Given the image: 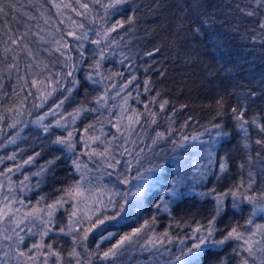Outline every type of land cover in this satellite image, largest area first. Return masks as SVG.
<instances>
[{
  "label": "trees",
  "instance_id": "trees-1",
  "mask_svg": "<svg viewBox=\"0 0 264 264\" xmlns=\"http://www.w3.org/2000/svg\"><path fill=\"white\" fill-rule=\"evenodd\" d=\"M7 2L15 5L11 15L20 20V25L12 23L14 29L19 26L20 31H24L23 23L27 21L33 31H37L36 26L39 25L44 30L42 34L50 33L48 38L51 40L53 36L58 38L57 27L61 30L59 35H63L75 29L73 21H76L84 24L83 29H76L78 34L86 31L88 35V39L81 42L66 37L72 46V50L66 53L71 56V60L67 61L70 67L66 66V57L45 50L54 48V45L35 42L31 43L35 62H42L41 67L47 65L43 75L27 73L25 65L29 63V58L23 53L19 57V73H9L0 63V69H3L0 71V84H3V89H0V116L4 117L0 120V157L15 154L24 163L28 157L35 156L29 163L31 169L36 173H40L41 167L47 169L31 181L32 191L26 198L27 212L35 208L44 213L48 204L61 199L65 201L53 216L54 231L42 238L44 243H52L63 254L64 264H69L68 253L73 247L80 252L83 264L89 259V253L108 250L123 235L140 228L145 221L149 222L147 234L160 236L167 231L173 243L165 245L167 252L160 249L163 255L133 249L121 264H178L175 257L181 255V247L176 246H182L180 240H184L185 244L192 241L198 235L193 231L196 227L207 226L214 214L216 195L233 188L242 178L247 183L249 170L257 174L253 192H264V173H260L259 163L253 169L246 166L242 171L239 168V164L246 160V153L241 137L236 135L231 111L232 108L243 106L247 119L264 116V32L255 23L259 16L246 17L236 11L238 4L245 7L248 0H128V3L116 4L107 12L103 4L108 0H102L101 4L91 5L92 11L88 17L77 16L70 9H61L63 14L57 15V10L46 0ZM25 13L36 19L28 21ZM41 13L44 17H51L49 24H44ZM129 17L134 18L131 24L127 23ZM117 21L123 22V27L110 33V39L116 40L115 44L105 46L107 42L103 40L99 46L91 43L98 38L96 33H102ZM100 48L104 49L102 59ZM156 48L160 49L158 53L146 55ZM97 60L100 61L98 69L95 67ZM69 71L72 76L66 75ZM18 76H24L28 84L18 80ZM49 76L52 83L45 79ZM88 76L92 79H87ZM133 76L135 79L132 84L121 91L122 86ZM33 79L44 80L47 87L41 84L32 87ZM73 80L79 83L74 85ZM146 80L150 81L148 92L144 91ZM66 89H71V93ZM48 92L51 95H47ZM250 92H256L257 96L249 97ZM65 96L68 99L56 114L53 108ZM101 96L104 99L97 102ZM114 97L123 102L127 97L129 112L145 114L134 130L128 133L130 136L126 143L122 135L114 131L113 123L117 122V117L103 115L105 106L116 108ZM221 98L222 102L218 103ZM163 100H167L168 105L161 113L159 103ZM9 108L18 109L19 114L7 111ZM78 108L87 109L81 111L74 121L78 134L84 139L92 135L82 133L86 128V133L94 134L101 132L102 128H112L117 136L106 132L115 145L109 153L111 158L117 157L112 164L116 160L120 163L115 164L116 168H107L108 171H101L94 165L89 167L91 177L95 176L91 178L92 181L99 185L98 190L101 188V191H105L104 196L114 202L111 211L105 209L93 220L104 219L105 222L91 228L90 220H86L79 227L81 231H76L73 225V232L64 234L58 229L65 228V232L68 231L69 218L74 212L73 202L77 198L69 196L67 190L77 183L72 179L79 177V171L74 165L68 166L63 152L48 140L66 137L68 132L77 135L74 132L75 125L71 126L72 115L69 114H75ZM148 112L157 113L155 124L151 123ZM40 117L44 119L38 124L36 121ZM13 123L16 126L9 127ZM217 123L223 125L231 136L215 144L210 165L207 151L216 138L218 130L213 125ZM42 125H51L49 132L45 133ZM250 131L254 140L256 133ZM157 132L170 135L167 140L154 144ZM183 137L188 139L183 140ZM193 137L198 139L194 140ZM13 140L14 143L10 142ZM175 144L183 146L176 147ZM255 150L253 144V156ZM222 158L228 161L226 173L219 171L218 165ZM52 160H55V164L49 166L48 162ZM85 168L84 162L80 169L82 173ZM201 172H206L202 180ZM98 175H102V178H98ZM109 177L113 182L108 180ZM174 178L178 181L183 179L176 185L185 193L180 198L168 195ZM99 179L102 183H99ZM156 179L158 183H154ZM137 185L144 187L139 207L136 206ZM160 197H164V200ZM119 205L124 207L120 213L123 221H117L120 218L105 219L115 215ZM225 207L227 214L222 213L215 223L217 239L233 226L251 227L245 223L249 218L254 224L264 225V212L256 211L253 215L255 206L247 201L233 208L232 197L229 196L225 199ZM89 228L91 231L87 232V239H80L85 234L83 230ZM73 235L77 237L75 243ZM37 237L23 239L19 243L21 250L30 254V246L42 241L40 234ZM236 245L237 242L232 241L222 246L223 250L213 248L208 255L200 258L201 264H221V261L224 264H240L241 257L232 251ZM91 264H101V261L93 255ZM249 264H252L250 259Z\"/></svg>",
  "mask_w": 264,
  "mask_h": 264
},
{
  "label": "snow or ice",
  "instance_id": "snow-or-ice-1",
  "mask_svg": "<svg viewBox=\"0 0 264 264\" xmlns=\"http://www.w3.org/2000/svg\"><path fill=\"white\" fill-rule=\"evenodd\" d=\"M46 3L51 4L53 8L57 10V15H62L61 9H70L72 12H75L77 16L80 17H88L92 11L91 5L93 4H101L102 0H46ZM120 3H128V0H108L107 3L103 4V7L105 8V11L107 12V9L113 8L116 6V4ZM15 5L10 4L7 2V0H0V57H2V60H0V63H3L4 69H6L9 73L12 71H15L17 73L20 72L19 67V57L20 54L23 53L29 58V63L25 65V69L29 75L33 76H41L44 72L47 71V65L45 64L43 67H41L42 62H35L36 56L33 52V49L31 47V43L35 42L38 44H52L54 45V48L52 49H45L46 51H55L60 53L61 56L66 57V66H71L67 64L68 60H71V56H67L66 53L70 52L72 50V46L69 43V40L66 39V37L71 38L72 41L75 42H81L88 39L87 32H79L76 29H83L84 24L83 23H77L76 21H73V24L75 25V29L66 32L63 35H59L61 30L57 27V36H53L50 40L48 38L50 33L45 35L42 34L44 32L43 29H40L39 25H37V31H33L32 27L25 21L23 23L24 31H20L19 26L15 29L12 27V23L15 22L17 25H20V20L17 19L15 15H11L12 11H14ZM250 9V10H246ZM236 11L243 14L246 17H257L259 16V19L255 21L259 29L264 32V0H248V3L245 7H241L239 4L236 6ZM27 16V20H35V16H28L27 13H25ZM11 16V20H9V17ZM41 18H43L44 24L47 25L50 22L51 17H44L43 13H41ZM133 17H129L127 20V23L131 24L133 22ZM60 23H63V21H60ZM118 27H123V22L117 21L114 25L111 27L105 29L102 33H96L97 39L92 40L91 43L96 44L97 46L101 45L102 40L106 41L107 43L105 46H108V44H115V39H110V33L115 32ZM80 48H83V44H80ZM160 51L159 48H156L153 52H148L146 55L153 56L155 53H158ZM82 54V53H81ZM99 55L102 58H104V49L100 48ZM35 62V63H33ZM95 67L98 69L100 67V61L97 60L95 62ZM33 69H36V71H33ZM3 69H0L2 71ZM67 76H72V72L69 71L66 73ZM48 83H52L50 76L45 78ZM87 79H92L91 76H88ZM135 79L133 76L132 79L128 80L126 84H124L121 88V91H123L125 88L128 87V85L132 84V81ZM18 80H23L24 84L27 85L28 81L24 76H18ZM95 83V81H93ZM55 83H59V81H55ZM78 81L73 80V84H78ZM37 84H41L44 87H47L44 80H38L33 79L31 81V86L36 87ZM0 89H3V84H0ZM23 90V89H21ZM150 90V81H145L144 91L148 92ZM52 91H55V89H52ZM69 93H71V89H66ZM47 95H51V92H48ZM159 96V93L156 94ZM128 96H131V93H128ZM257 96L256 92H250L249 97L255 98ZM246 99L248 97H245ZM68 97L65 96L63 99L60 100V102L56 105V108L59 109L63 104L64 101L67 100ZM104 99L103 96L97 98V102H100ZM128 99L125 97L124 103L127 104ZM222 102L218 101V103ZM153 103H155V97L153 98ZM168 105L167 100H163L159 103V111L162 113L165 111L166 106ZM186 107V106H182ZM145 109H148V105H145ZM87 109L78 108L75 110V114H69L72 115L73 122L76 119V116L79 115L81 111H86ZM95 111V109H92ZM7 111L9 112H17L19 114L18 109L9 108ZM129 110L124 109L120 119H127L128 123L125 125V127L132 131L133 126L136 124H139L141 122L142 117L145 115L144 113H137L135 111H132L130 115H125ZM233 113V120L235 121L234 128L237 136H240L243 141V148L246 153V160L239 164V168L243 171L245 167L247 166L249 169H253L257 163L260 164V173H264V116H253L251 119H247L245 116V109L243 106L238 108H232L231 109ZM52 114H55L53 111ZM148 116L151 117V123L155 124L157 113L156 112H148ZM4 117L0 116V120H3ZM44 119V117H40L39 120L36 121V123L40 124V122ZM57 124H59V121H57ZM15 123L10 124L9 127H15ZM43 131L45 133L49 132V129L51 125L44 126ZM89 127H92L89 125ZM213 128L217 129L216 132V138L213 140V143L209 145L207 155L209 159V164H212V155L214 152L215 144L220 141L222 138H227L231 136V133L224 130V126L220 123L214 124ZM120 130L119 127L117 129ZM250 130L255 131L256 138L252 139V133ZM85 132L88 131L86 128L84 130ZM168 135L165 134V132H157L156 137L153 139V143L156 144L158 141L167 140ZM73 133L68 132L66 137H57L53 143L57 145H62L63 148L62 151L67 149L68 151H73L75 148V145L72 140ZM183 140H187L188 137H183ZM193 139H198V137H193ZM99 140V137L93 138V142ZM10 142H15L10 141ZM253 144L256 146L255 150V156L252 155V146ZM176 147H182V144H175ZM127 151V149H125ZM38 156L39 153H36ZM90 156H100L107 159L109 155V149L105 148L102 152H97L95 149H93L90 153ZM9 159H15L14 156L9 157ZM35 159V156L28 157L27 160L24 161L25 164L31 163ZM56 159H59L58 157ZM113 160H115V157H112ZM73 165L75 166L77 171H80L81 165L76 161H72ZM120 162L118 160L115 161V164H119ZM55 164V160L49 161L48 165L52 166ZM115 164L109 163L108 167H115ZM219 171L221 173H226L228 171V161L227 158H222L221 162L218 165ZM9 172L12 171L11 168L8 169ZM47 171L46 168L41 167L40 173H36L37 175H40ZM151 171V170H150ZM206 176V172L200 173V179H204ZM162 178V177H161ZM27 180L28 177H25ZM81 180H83V175L81 176ZM126 182V181H125ZM159 180H154V183H158ZM178 182H183V179L181 178L180 181H178L176 178L172 181V187L168 189V195L174 198H180L185 195V193L181 192L177 187ZM257 183V174H254L252 170H249L247 172V183L243 180V178L240 180L238 184H236L233 188H229L227 191L222 192L215 196V207H214V214L212 215V218L208 221L207 226H198L193 231L195 234L194 239L195 243H193L191 246L181 247L180 248V256L175 257V260L178 262V264H201V257L208 255L209 252L212 251L213 248H221L222 246L228 245L230 242L235 241L237 242L236 247H233L232 251L236 253V255L241 257L240 264H249L248 257H256L257 253H264V225L260 224H254L253 220L249 218L245 223L247 226L251 227H244L242 225H236L231 227L226 234L221 233V238L217 239L216 237V228L215 223L218 219V217L223 213L227 214L226 207H225V199L229 196L232 197V205L233 208L239 207L240 203H243L244 201H247L250 204H253L254 211L253 215L256 214V211L264 212V192L261 193H254L253 192V186ZM0 188H3V185H0ZM9 191H11V187L9 186ZM214 191V190H213ZM68 195L75 197H84V191H83V185L80 182H77L75 185H73L70 189L67 190ZM144 194V187L141 185H137V193L135 195L137 196V207L140 206L141 200L140 197H142ZM203 195V194H202ZM160 199L163 201L164 197H160ZM65 201L57 200L52 204H48L46 207V210L44 211V214L41 215L40 209H32L29 212H26L24 214L23 219H16V214L19 212L18 208H14L13 204L15 201L13 199H10L9 196H4L3 200H0V233L3 234L4 240H12V235L8 234L9 232L16 234L19 236L18 233H16V228H19L20 224L23 223L24 220L28 219L29 217L35 219H39L41 223L44 225V230L41 233L42 238L49 235L50 232L54 231V228L52 227L53 223V216L55 212L58 210L59 207H62L63 203ZM109 205H114V202L110 199L108 202ZM157 208H159V205H157ZM167 210V208H165ZM124 211L123 205H119V210L116 212L115 215L106 217L105 219H111L116 220L118 217H120V213ZM46 215L47 219H44V216ZM76 213L73 212L71 214V217L69 218L70 223L68 225V231L65 232V228H59L58 231L60 233L64 234H71L73 232V225L77 226L76 231H81L82 229L79 228V225L83 223V221H78L75 219H72V217H75ZM155 219V218H153ZM105 222L104 219H98L97 221L91 222V228H95L97 224H103ZM10 225H15V227L10 228ZM91 228L87 230H83L85 232L83 237H80L82 240L87 239V232L91 231ZM149 229V222L145 221L144 225H142L140 228H137L133 230L132 232L123 235L117 243L112 245L108 250L106 251H97L96 253H89V259L86 261H83V264H91V258L93 255L96 256V258L101 261V264H121L123 258L125 256L131 255V250L138 248L140 251H153L160 253V249L164 248L166 244L173 243L172 238L169 236V233L166 231L160 236L155 235H147V230ZM243 229V230H242ZM23 230V229H22ZM29 232H31V228L28 229ZM112 235V234H109ZM145 237H147L145 239ZM23 237H19V240L17 242L16 248L10 249V251H14L16 259L18 261V264H49L51 261V264H64V257L63 254L54 248L52 243H44L43 239L41 243L39 244H33L31 249H29V253H25L23 250L19 248V243L23 242ZM74 243L77 241V237L73 235L72 237ZM141 240L144 242L141 243ZM179 244L184 245L185 241L180 240ZM99 247V246H98ZM35 249L33 252L32 250ZM168 249H165V252H167ZM163 255L164 253H160ZM246 254V255H245ZM5 256H8V252H5ZM68 261L69 264H82L81 260V254L76 250L75 247H73L72 251L68 253ZM221 264H224L223 261H221ZM260 264H264V258L260 260Z\"/></svg>",
  "mask_w": 264,
  "mask_h": 264
},
{
  "label": "rangeland",
  "instance_id": "rangeland-1",
  "mask_svg": "<svg viewBox=\"0 0 264 264\" xmlns=\"http://www.w3.org/2000/svg\"><path fill=\"white\" fill-rule=\"evenodd\" d=\"M123 111L121 113L119 112L118 117L121 116ZM131 112L125 113V115H130ZM128 121L127 119L117 120L115 124L113 123V126L115 127V132L120 133L122 135V140L124 143L129 138V130L125 127L127 125ZM75 123L71 122V126H74ZM112 124L109 126L111 127ZM108 126V127H109ZM75 127V131L77 135H79V131ZM119 127V131L117 130ZM135 125L133 126L134 129ZM109 134H112L113 137H116L117 134H115L113 131ZM100 132H96L95 134L87 136L89 140H87L86 144L82 145L81 144V151L80 155L84 154V158L81 157V159L85 162L86 165V171H84V176L83 179L86 180V185L83 187L84 191V197H77L75 200L74 204V212L76 213V216L74 217L75 220L78 221H83L86 222V220H90V222H93L94 217L99 214L103 213L106 209V205L109 201L107 196H104L105 191H101L102 195L97 192L91 190L92 186V179L95 178L91 177V171H90V166L95 165L100 168V170H107L108 164L110 163L109 161V155L106 158L100 157V156H90L89 153L94 149L92 146L95 144L93 142V138L99 137ZM106 135V134H105ZM80 136V135H79ZM86 137V138H87ZM83 136H80V141L82 142ZM80 141H78V145L80 144ZM103 148H96L95 150L99 152L100 150L102 151ZM111 150V148H110ZM18 154V153H16ZM14 156L15 159H9V157ZM102 159L101 166H98L96 164V159L97 158ZM11 168L12 171L9 172L8 169ZM108 171V170H107ZM101 174V172L99 173ZM36 172H34V169H31V166L28 164H25L21 161L18 160L15 154L9 155L7 157H0V185H3V188H0V200L4 199V196H9L10 199H13L15 203L13 204L14 208H18L19 212L16 214V219L20 220L23 219L24 214L27 212V201L26 198L29 197V194L31 193V181L33 177L37 178ZM25 177H28L26 180ZM98 178H102V175H98ZM99 183H102V180L99 179ZM9 186L11 187V191H9ZM95 192H91V191ZM41 215L44 213L41 212ZM264 218V213L262 215ZM44 219H47L46 215L44 216ZM82 224L79 225V227ZM10 228L15 227V225H10ZM74 227H77L74 225ZM31 228V232L28 231V229ZM23 229V230H22ZM39 229L42 230L39 232ZM44 230V225L41 223L39 219H33L29 217L28 219L24 220L23 223L20 224L19 228H16V233L19 234L17 236L14 233L9 232L8 234L12 235V240H4L3 239V234L0 233V264H18V261L16 259L14 251H10V249H15L17 246V242L19 240V237L22 236L24 239L28 237H34L38 236L40 234V237L42 239L41 233ZM38 238V237H37ZM195 239H192L187 244H184L182 246L177 245L176 247H189L193 243H195ZM37 243H41V240L37 241ZM32 245L30 246L29 249H31ZM19 248L21 249V244H19ZM33 252L35 249L32 250ZM5 252H8V256H5ZM31 254V253H30ZM264 258V253H257L256 257H249V259L252 261V264H260V260ZM51 264V261L49 262Z\"/></svg>",
  "mask_w": 264,
  "mask_h": 264
},
{
  "label": "bare ground",
  "instance_id": "bare-ground-1",
  "mask_svg": "<svg viewBox=\"0 0 264 264\" xmlns=\"http://www.w3.org/2000/svg\"><path fill=\"white\" fill-rule=\"evenodd\" d=\"M114 100H115V104H116V108H113V109H110L108 106H105L104 107V111H103V115L104 114H108V115H112V116H114V117H117V120H119V118H120V116L118 117V114H119V112L121 113V111H123L125 108L126 109H128L129 111H130V109H129V107L128 106H126V104L119 98V100H116V98L114 97ZM105 102V101H104ZM53 110L54 111H56V114H57V111H60V110H62V108L60 107L59 109H57L56 108V106L53 108ZM60 114V113H59ZM53 115H55V114H53ZM109 118V117H108ZM107 118V119H108ZM111 128V127H110ZM101 132H100V135H99V140H97V141H95V144L92 146L94 149H96V148H103L102 149V151H104V149L105 148H108L109 149V152H110V148L112 149V147L113 146H115L114 144H112L113 142H112V140L110 139V135H108V136H106L105 134H106V132H112L113 130H112V128L111 129H105V128H102L101 130H100ZM82 133H84V134H94V132H88V133H86L85 131H83ZM112 135V134H111ZM113 136V135H112ZM87 137V136H86ZM56 139V137L55 138H52V139H49L48 141H50V142H53L54 140ZM72 140H73V143H74V145H75V148H74V150L73 151H68L67 149H65V150H61L62 148H63V146L62 145H57L58 147H59V149L63 152V154L65 155L64 156V158L65 159H67V165L69 166V164H70V166H73V163H72V161L73 160H76L80 165H82L83 163H84V161L81 159V157L82 156H84V154L83 155H80V151H81V144L82 145H84V144H86V142H87V140H89V138L87 137V138H84L83 140H82V142L80 141V136L79 135H75V133L73 134V137H72ZM119 140V139H118ZM78 141H80V144L78 145ZM77 151H78V153H77ZM112 152V151H111ZM111 153H109V161H110V163H112L114 160L111 158V155H110ZM63 158V159H64ZM83 158V157H82ZM102 158V157H101ZM100 157L99 158H97L96 159V164L98 165V166H101V163H102V159H101ZM117 158V157H116ZM115 158V159H116ZM87 164H85V166H86ZM95 166V165H94ZM75 167V166H74ZM83 168V167H82ZM108 169H110V168H112V167H107ZM115 168H116V166H115ZM114 168V169H115ZM84 171H86V168L84 169ZM84 174L85 173H82V170H80L79 172H78V178H77V176H75L73 179H72V181L75 183V182H80L82 185H83V187L86 185V180H81V176L83 175L84 176ZM91 174V173H90ZM121 178H122V176H121ZM120 178V179H121ZM123 179V178H122ZM108 180L110 181V182H113V180L111 179V177H109L108 178ZM117 179H116V183H117ZM122 181V180H121ZM98 183L96 182V181H92V186H91V190H93V191H95V192H97V194H101L102 195V192H101V188L98 190ZM90 190V191H91ZM93 191H91V192H93ZM95 192H93V193H95ZM99 192V193H98ZM96 194V193H95ZM77 199V198H76ZM75 202V201H74ZM73 202V203H74ZM108 204V203H107ZM113 209V205H106V210H109V211H111ZM120 217H118L117 219H119ZM117 221H119V222H122L123 221V218L121 217L119 220H117ZM147 235H149V236H151L152 234L151 233H148ZM168 248H170V247H168ZM163 250H165L166 248H165V246H164V248H162ZM152 252H155V250H153Z\"/></svg>",
  "mask_w": 264,
  "mask_h": 264
}]
</instances>
